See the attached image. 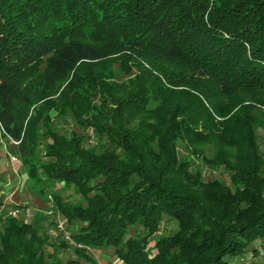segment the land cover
Masks as SVG:
<instances>
[{"label": "trees", "instance_id": "obj_1", "mask_svg": "<svg viewBox=\"0 0 264 264\" xmlns=\"http://www.w3.org/2000/svg\"><path fill=\"white\" fill-rule=\"evenodd\" d=\"M120 60L114 74L112 63ZM107 61L102 74L98 66ZM29 92L41 110L30 112ZM51 110L78 131L51 129ZM259 118L264 0H0L7 154L20 158L35 195L66 219L65 236L81 251L111 248L122 264H244L248 252L260 257ZM197 134L250 159L228 174L232 189L214 179L201 193L197 180H174L197 179L200 165L213 167L192 149L180 159L176 141L188 150L185 142ZM194 159L200 165L191 171ZM65 186L76 198L63 196ZM46 219L1 210L0 264L65 263L60 252L68 242L51 241ZM163 221L177 228L156 236Z\"/></svg>", "mask_w": 264, "mask_h": 264}, {"label": "rangeland", "instance_id": "obj_2", "mask_svg": "<svg viewBox=\"0 0 264 264\" xmlns=\"http://www.w3.org/2000/svg\"><path fill=\"white\" fill-rule=\"evenodd\" d=\"M103 66H98L103 68L100 72L103 74L105 73V69L110 65V61H107L102 64ZM120 65H124V63H121L120 61H116L115 63H112V68L114 74L120 73ZM97 69V66L94 67V69ZM172 71V74H177L176 68L174 66L169 67ZM99 74V73H97ZM106 74V73H105ZM191 74V73H189ZM123 76H119L118 79H123ZM58 92H55L51 95V97H56ZM28 99L31 100V107L29 108L30 112L32 113L35 108H41V105L35 101V96L33 93H28ZM25 102V100H24ZM20 104L22 106L23 102L20 101ZM34 104V105H33ZM153 106V104H152ZM34 108V109H33ZM41 110V109H40ZM42 112L45 114L46 111L42 110ZM67 114V113H66ZM50 120H49V126L51 129L57 131V132H63L67 135V132H69L71 129L78 131L72 123H69L71 121H66L64 115L60 114L58 115L57 112L54 110H51L49 112ZM67 119L72 118L71 115L67 114ZM66 119V120H67ZM87 136L89 138L90 142H94L95 136L93 133V129L91 127H87L86 129ZM253 135H254V142L256 144V148L258 153L261 155V157L264 159V119L259 118L256 124L253 128ZM203 138L199 137L198 134L196 137H193V139L190 142H185V146L188 150H183V143L179 140L176 141L178 150H179V156L180 159L185 160L189 159L188 151L194 150L195 154L199 157H202L206 159L207 166L208 164H212L213 167H205L200 165L198 160L194 159L192 160L193 168L190 170L194 171L198 165L202 167L203 175L201 177H196L197 179L188 178L187 176L182 178L175 177L174 180L180 183H189L193 182V180H197L198 185L195 186L198 192L204 193L206 190H211L210 188V181L216 179L218 182L224 183L226 186H228L230 189H232V184L229 181L228 174H233L237 172L238 170L242 171L246 169L249 166V160L247 157H244L239 153L234 146H230L223 141H220L217 137L214 136L212 140L203 141ZM217 141V142H216ZM15 143V142H14ZM16 144V143H15ZM7 139L3 137L0 131V184L5 183H11V189L13 190V193L9 195V198L11 200L18 201L19 204H12L10 205L9 198L2 197L3 202V208L0 209L4 211V215L9 216H17L24 218L26 220H32L35 212H40L47 216L48 219H46L42 224L44 228L48 231V233L53 237L51 238V241L56 240L58 241L61 238H66L67 233V221L64 217L59 216L57 213L53 212L52 207H50L51 203H44L37 195H35V190L32 188V182L30 179L27 178L26 173L24 172L25 166L21 162L20 158L16 155H9L7 154ZM243 157V158H242ZM13 158V159H12ZM196 164V165H195ZM261 177H264V167L261 169ZM4 186V185H3ZM58 187L61 186V184L57 185ZM63 196L76 198L75 195L72 194V189L68 187H63L62 189ZM14 206V207H13ZM15 213V214H14ZM59 216V217H58ZM60 225H62V228L64 227V231H62ZM177 228V225L174 221H163L161 225V231L156 233L157 235H161L160 232L163 233H170L174 229ZM134 231V228L129 229V233H132ZM67 240V248L65 250H62L60 252L61 258L64 260L65 263L63 264H94L92 261H95L96 264H122L114 255L113 250L111 248L107 249H93V248H87L85 251H81L80 247H78L76 244L72 243L71 240L66 238ZM153 244V243H151ZM50 247H48V250ZM264 248V247H262ZM79 249L81 252L85 253V256L82 255V253H77L75 250ZM260 257L255 258L254 255L251 252H248L245 254L246 258L244 260V264L251 263L252 261L259 260L260 264H264V251L262 250L259 254ZM14 257V255H13ZM13 257H9L12 259ZM67 260L70 261V263H67Z\"/></svg>", "mask_w": 264, "mask_h": 264}, {"label": "crops", "instance_id": "obj_3", "mask_svg": "<svg viewBox=\"0 0 264 264\" xmlns=\"http://www.w3.org/2000/svg\"><path fill=\"white\" fill-rule=\"evenodd\" d=\"M1 185V184H0ZM4 185V186H3ZM13 193V190L11 189V183L9 184V183H3L2 184V186H1V191H0V196H4L5 198H9V195H11V193ZM3 199V198H2ZM9 200H10V205H12V204H19V202L18 201H15V200H11L10 198H9ZM3 202H2V208H3ZM59 217V216H58Z\"/></svg>", "mask_w": 264, "mask_h": 264}, {"label": "built area", "instance_id": "obj_4", "mask_svg": "<svg viewBox=\"0 0 264 264\" xmlns=\"http://www.w3.org/2000/svg\"><path fill=\"white\" fill-rule=\"evenodd\" d=\"M15 143H17L16 141H14ZM13 159V158H12ZM15 214V213H14ZM62 231H64V227L62 228V225H60Z\"/></svg>", "mask_w": 264, "mask_h": 264}]
</instances>
